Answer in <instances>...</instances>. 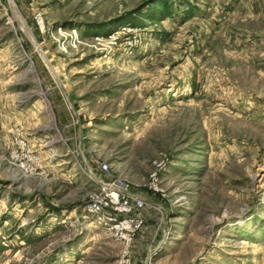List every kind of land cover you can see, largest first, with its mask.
<instances>
[{"label":"rangeland","instance_id":"obj_1","mask_svg":"<svg viewBox=\"0 0 264 264\" xmlns=\"http://www.w3.org/2000/svg\"><path fill=\"white\" fill-rule=\"evenodd\" d=\"M0 264H264V0H0Z\"/></svg>","mask_w":264,"mask_h":264},{"label":"built area","instance_id":"obj_2","mask_svg":"<svg viewBox=\"0 0 264 264\" xmlns=\"http://www.w3.org/2000/svg\"><path fill=\"white\" fill-rule=\"evenodd\" d=\"M36 22L40 24V20L36 19ZM11 159L18 162L17 166L24 175H31L41 168L29 145L19 137L14 139ZM100 169L102 174L109 173V167L105 163ZM91 180L99 188L88 197L84 206L86 216L100 227L113 231L119 241L129 243L144 226L143 217L134 213L141 210L144 203L141 200H131L126 194L127 187L124 183L117 180L108 182L95 175L91 176Z\"/></svg>","mask_w":264,"mask_h":264},{"label":"water","instance_id":"obj_3","mask_svg":"<svg viewBox=\"0 0 264 264\" xmlns=\"http://www.w3.org/2000/svg\"><path fill=\"white\" fill-rule=\"evenodd\" d=\"M71 99H72V101H73V104H74L75 109L78 110V105H77V103H76V100H75L74 95H71ZM79 119L81 120V118H79Z\"/></svg>","mask_w":264,"mask_h":264}]
</instances>
